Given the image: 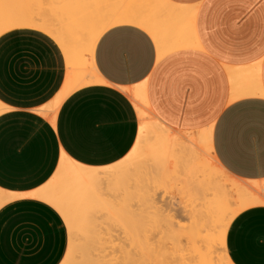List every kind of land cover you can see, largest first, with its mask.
<instances>
[{
  "label": "crops",
  "instance_id": "crops-1",
  "mask_svg": "<svg viewBox=\"0 0 264 264\" xmlns=\"http://www.w3.org/2000/svg\"><path fill=\"white\" fill-rule=\"evenodd\" d=\"M167 1L194 8L197 47L159 58L144 29L109 28L93 52L104 83L67 95L53 122L36 111L50 106L64 87L60 48L33 30L0 37V103L6 108L0 113L1 190L25 195L39 189L62 154L94 168L122 160L135 144L138 122L120 88L142 83L150 110L165 125L181 131L211 127L218 163L240 181L264 182V0ZM110 33L118 37L114 47L121 62L104 68L97 54ZM135 33L151 41L147 57ZM66 245L63 222L47 205L21 197L0 208V264H59ZM225 248L232 264H264V204L231 220Z\"/></svg>",
  "mask_w": 264,
  "mask_h": 264
},
{
  "label": "bare ground",
  "instance_id": "bare-ground-1",
  "mask_svg": "<svg viewBox=\"0 0 264 264\" xmlns=\"http://www.w3.org/2000/svg\"><path fill=\"white\" fill-rule=\"evenodd\" d=\"M23 1L0 0V36L31 29L60 48L67 67L64 87L50 106L36 111L51 122L71 92L104 83L94 68L93 52L109 28L144 29L159 58L197 47L194 8L167 0H36L34 12ZM120 90L131 100L138 122L126 157L94 168L62 154L55 173L39 189L25 195L0 189V208L29 197L53 209L68 236L59 264H232L225 248L228 226L243 209L264 204V182L240 181L218 163L211 127L181 131L165 125L150 110L144 83ZM5 109L0 103V113ZM108 195H114V202L104 198ZM100 212L104 214L97 216ZM145 217L156 229L150 243L142 235ZM110 229L118 235L112 236Z\"/></svg>",
  "mask_w": 264,
  "mask_h": 264
},
{
  "label": "snow or ice",
  "instance_id": "snow-or-ice-1",
  "mask_svg": "<svg viewBox=\"0 0 264 264\" xmlns=\"http://www.w3.org/2000/svg\"><path fill=\"white\" fill-rule=\"evenodd\" d=\"M142 49L143 55L147 57L152 50L151 41L147 38V36L142 35L140 33L133 34ZM118 39L117 35L114 33H110L108 36L104 38L100 49L98 51V60L101 61L102 66L104 68H110L111 66H115L121 62V53L115 49V41ZM107 75V72H106ZM142 79V77H140ZM123 82V81H120ZM228 116L231 113L227 114ZM227 118V117H226Z\"/></svg>",
  "mask_w": 264,
  "mask_h": 264
},
{
  "label": "rangeland",
  "instance_id": "rangeland-1",
  "mask_svg": "<svg viewBox=\"0 0 264 264\" xmlns=\"http://www.w3.org/2000/svg\"><path fill=\"white\" fill-rule=\"evenodd\" d=\"M25 2H26V4L24 3V6L26 5V6H28L29 7V11L30 12H34V11H36V9L34 10V5H33V3L35 2V4L37 3L36 2V0H24ZM23 1V2H24ZM28 1V2H27ZM39 1V0H38ZM41 1L42 0H40L39 2L41 3ZM44 1V0H43ZM43 3V2H42ZM27 4H30V5H27ZM37 5V4H36ZM36 5H35V8H36ZM18 30H22V29H18ZM25 30H31V29H25ZM13 31H15V30H13ZM33 31H36V30H33ZM10 32H12V31H10ZM37 32H39V31H37ZM7 33H9V32H7ZM39 33H41V32H39ZM6 34V33H5ZM43 34V33H42ZM4 35V34H3ZM44 35H46V34H44ZM2 36V35H1ZM0 36V37H1ZM47 36V35H46ZM48 37V36H47ZM134 147V146H133ZM133 149V148H132ZM131 149V150H132ZM131 152V151H130ZM129 152V153H130ZM128 153V154H129ZM127 154V155H128ZM126 155V156H127ZM125 156V157H126ZM136 193H137V187H136V185H135V211L137 210V205H138V203H139V199L136 197ZM114 195H108V196H105L104 198L105 199H108V200H110L111 202L114 200ZM231 198H232V202H233V204L234 205H236L237 204V195H235V194H232V196H231ZM114 202V201H113ZM101 214H104V212H100L99 214H97V216H101ZM66 230V229H65ZM111 231H110V234L112 235V236H117L118 235V231H117V229H110ZM66 233H67V231H66ZM156 234V229L149 223V221H148V218H146L145 217V221H144V228H143V232H142V235H143V240H144V242H147V243H150L151 242V240L153 239V237H154V235ZM68 237V236H67ZM183 240V239H182ZM182 240H181V246H182ZM184 242H185V240H184ZM183 242V245L185 244ZM187 242V241H186ZM116 243V242H115ZM188 245V244H187ZM183 247H186V245L185 246H183ZM187 248V247H186ZM181 253L182 254H184L186 251H183L184 250V248H182L181 247ZM188 250H189V248H188ZM190 254V253H189ZM188 255V254H187ZM183 256H185V254L183 255ZM188 256H190V255H188ZM186 257V256H185Z\"/></svg>",
  "mask_w": 264,
  "mask_h": 264
}]
</instances>
